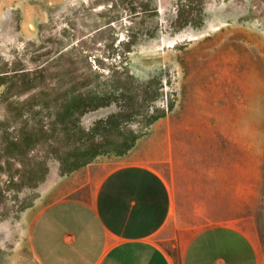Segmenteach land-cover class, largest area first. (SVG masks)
Wrapping results in <instances>:
<instances>
[{
	"label": "rangeland",
	"instance_id": "1",
	"mask_svg": "<svg viewBox=\"0 0 264 264\" xmlns=\"http://www.w3.org/2000/svg\"><path fill=\"white\" fill-rule=\"evenodd\" d=\"M158 117L191 146L168 231L248 218L264 264V0H0V264H39L35 218Z\"/></svg>",
	"mask_w": 264,
	"mask_h": 264
},
{
	"label": "crops",
	"instance_id": "2",
	"mask_svg": "<svg viewBox=\"0 0 264 264\" xmlns=\"http://www.w3.org/2000/svg\"><path fill=\"white\" fill-rule=\"evenodd\" d=\"M188 131L177 121L156 120L150 135L137 139L84 198L46 207L30 232L38 263L263 264L249 234L254 224L248 218L243 220L244 229L208 227L185 241L184 230L168 231L175 185L188 183ZM95 170L75 176L77 189Z\"/></svg>",
	"mask_w": 264,
	"mask_h": 264
},
{
	"label": "trees",
	"instance_id": "3",
	"mask_svg": "<svg viewBox=\"0 0 264 264\" xmlns=\"http://www.w3.org/2000/svg\"><path fill=\"white\" fill-rule=\"evenodd\" d=\"M149 5L148 4H145V5H142L140 7V14H147L149 12ZM199 12H201V9L199 10ZM175 22H179L181 26H184V25H187V24H190L191 23V20H188V19H185V20H180L179 16L177 15L176 16V20ZM80 99V104L83 103V100L81 99V97H78ZM162 117H158L156 119L153 120V122H155L156 120L160 119ZM110 119L109 118L108 120L106 121H99L97 124H95V126L90 130L89 134L92 135L94 134L96 131H97V128L100 124H105V125H108L110 124ZM138 137H131L129 140H124L123 142H121L116 150H115V153L119 156H124L125 154H127V152L134 146L135 142L137 141ZM24 143V142H23ZM28 143V142H27ZM25 143V144H27ZM12 145V144H11ZM101 147V145H97V144H90L89 145V148H88V155H87V158L84 162V164H87L90 160L94 159L96 156L100 155V151H99V148Z\"/></svg>",
	"mask_w": 264,
	"mask_h": 264
}]
</instances>
